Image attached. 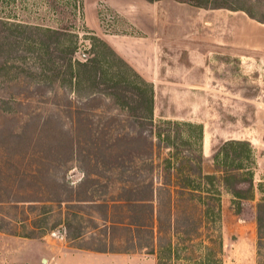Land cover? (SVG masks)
Segmentation results:
<instances>
[{"label": "rangeland", "instance_id": "1", "mask_svg": "<svg viewBox=\"0 0 264 264\" xmlns=\"http://www.w3.org/2000/svg\"><path fill=\"white\" fill-rule=\"evenodd\" d=\"M227 3L233 8L178 0H0L1 231L49 234L91 252L127 250L123 264H154L145 251L123 241L128 231L108 228L110 221H131L145 210V144L138 133L145 136L147 130L140 132L126 107L108 101L106 88L89 102L85 87L79 96L56 81L50 87L38 75L45 69L50 76L47 53L61 49L44 28L65 27L75 41L73 61L93 57L92 48L106 53L96 38L115 52L108 36H131L134 43L125 45L140 61L130 67L153 90L152 140L165 147L160 159L173 156V171L181 159L199 155L204 173L218 178L219 147L231 140L249 143L251 199L241 200L235 213L229 192L217 181L203 183L200 190L220 200L221 221L203 213L212 199L185 202L197 230L178 244L177 263H257L256 205L264 201V0ZM139 16L148 21L143 27ZM36 37L41 44L33 42ZM145 38L147 45L137 44ZM54 63L52 69L60 65ZM109 66L105 61L104 75L110 76Z\"/></svg>", "mask_w": 264, "mask_h": 264}, {"label": "trees", "instance_id": "2", "mask_svg": "<svg viewBox=\"0 0 264 264\" xmlns=\"http://www.w3.org/2000/svg\"><path fill=\"white\" fill-rule=\"evenodd\" d=\"M146 1L154 2L159 0ZM178 1L190 2L199 7L210 6V8L214 9L233 8L227 3V0ZM239 10H243V8L241 7ZM245 12L253 17L248 9L245 8ZM35 28L38 31H43L41 27ZM44 32L48 34L46 35L47 39L53 37L55 42L61 47V49H58L59 47L53 48L52 51L47 53L51 60V64L49 65L50 76L44 75L45 69H42L41 73L38 74L43 76L45 80H48L49 84L51 83L50 87L56 81L60 84L59 86L68 88L70 93L77 94L80 88L85 87L88 96L85 100L89 102L96 99L98 92L102 88H106L105 96L108 101L117 105L119 104L122 108L126 107V110L132 112L131 116L134 118V121L142 127L140 132L144 130L148 132L145 136H142V133H138L145 144V151H143L145 154L143 158L146 160H143V163L147 168L145 169L146 175L143 182L145 188L143 192L147 196L143 201V208L145 210L139 211L140 218L136 217L131 221L128 220V217L125 219V213L121 211L125 216L123 221H110L108 228H124L128 232L126 233V237L123 238V241L126 244L132 245V250L139 249L150 255L155 254L156 264H178V244L181 241H189L192 239L191 235L197 230L196 227L191 225L188 213L189 207L184 205V203H191L202 197L212 199L213 202L211 204L204 203L206 209L203 213L211 221L217 220V223L221 221L220 200L217 196L210 194L206 189L200 190L203 183L211 184L213 181H217L219 186L229 192L232 195V201L230 203L231 209L235 213L241 211V200L251 199L253 176L251 169L245 165L251 164V149L249 143L231 140L224 142L219 147V153L222 155L223 160H221L220 164H217L214 170L216 173H219L218 178L212 173H204L202 157L199 155H195L193 159H187L186 161L181 159L178 161L175 171H173V156L168 155V157L160 159L159 149L163 146H161L160 139H157L158 142L155 143L152 140L154 138V126L151 119L153 100L152 86L140 79L131 67L100 39L96 38L95 42L99 44V48L102 50L105 49L106 53H103V51L96 52L92 48L91 52L93 57L87 58L84 62L79 60L73 61L76 47L75 41H73V38H70V34L72 33H66L65 27L61 29L44 28ZM6 37L7 35L3 39ZM36 39L37 37L33 38V42ZM41 39H37L35 43L38 44ZM53 61H59L60 65H55L54 69H52L51 67L55 64ZM105 61L110 64V73H108L110 76L104 75L102 71V66ZM112 63L113 65H111ZM56 71L58 75H53L54 77L51 79L53 72ZM131 76L135 79L134 81L131 79ZM37 80H40V77ZM138 82L140 84H137ZM113 121L118 123L116 118H113ZM99 124L96 125L100 127ZM109 132L107 130L106 134ZM158 135H160V132ZM117 139L120 140L119 138ZM217 156L218 152L214 154L213 158ZM155 157L159 159V162H155ZM109 163L110 161L107 160L105 164ZM158 173L159 183L156 184L153 178ZM126 202L125 205L127 206L128 203ZM132 202L131 200L130 203ZM192 208L196 209L197 206L194 205ZM117 209H120V206H117ZM137 213L135 216H137ZM255 217L257 233L256 264H264V201L257 203ZM106 238L111 239L110 237Z\"/></svg>", "mask_w": 264, "mask_h": 264}, {"label": "crops", "instance_id": "3", "mask_svg": "<svg viewBox=\"0 0 264 264\" xmlns=\"http://www.w3.org/2000/svg\"><path fill=\"white\" fill-rule=\"evenodd\" d=\"M142 18V16H139L138 27H143L148 22L141 21L146 20ZM159 29L161 30V28ZM147 39L149 38H145V41H139L137 44L147 45ZM159 39L161 40V35ZM118 40H122L123 44H119ZM126 41L134 43L131 36L117 40L113 36H108V42H110L117 55L126 63L128 62L129 66L134 67L140 59L130 53V49L125 45ZM126 252L128 251L94 250L91 252L88 249L75 248L65 240L51 237L49 234L28 237L5 234L0 230V264H19L20 262L21 264H41L42 260V264H123V262L129 261ZM148 255L154 259L152 261L156 264V255Z\"/></svg>", "mask_w": 264, "mask_h": 264}]
</instances>
